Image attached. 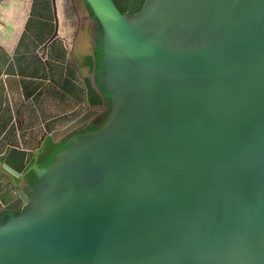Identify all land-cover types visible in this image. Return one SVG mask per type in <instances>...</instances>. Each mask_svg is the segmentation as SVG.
Segmentation results:
<instances>
[{"label": "water", "instance_id": "water-1", "mask_svg": "<svg viewBox=\"0 0 264 264\" xmlns=\"http://www.w3.org/2000/svg\"><path fill=\"white\" fill-rule=\"evenodd\" d=\"M84 2L109 114L0 154V264H264V0Z\"/></svg>", "mask_w": 264, "mask_h": 264}, {"label": "crops", "instance_id": "crops-1", "mask_svg": "<svg viewBox=\"0 0 264 264\" xmlns=\"http://www.w3.org/2000/svg\"><path fill=\"white\" fill-rule=\"evenodd\" d=\"M35 2L41 4L40 11L44 13L50 12V14L51 12L53 13L52 3L50 5V2H47V0H28L26 7L19 10L21 13L18 15V18H14V29L18 36L9 43L5 42L0 44L1 46H5L8 50L12 48H21L23 50L28 44V36L30 37L33 35L27 32L26 26L34 13ZM56 6L59 24L58 37L65 51L62 61L57 58L54 59V57L51 56L54 60L50 65V73L46 77L51 88L49 97L58 90L64 97L62 99L56 98L55 102L57 104L63 106L66 103L74 102L75 105L66 112H30L28 110L29 106L26 104L33 101L34 95L31 94L27 99H19L16 90V88H18L19 91L25 92L22 84L28 81L19 82L15 80L16 83L12 85L11 89L10 84L6 82L8 78H0V154L4 152L9 144L26 149L44 147L47 138L55 140L51 138V134H49L48 131L53 132L59 130L58 132H61V136L67 126L79 121L86 115L90 117L94 116L95 113L99 112L102 108L99 104L103 96L98 87H96L95 80L90 72L91 67L88 63L91 54V43L87 30V25L89 24H87V21L85 22L86 19L81 21L75 17L68 0H56ZM52 17V19H47V21L53 24L54 32V16ZM22 21L23 25L21 26ZM19 26L21 27L19 28ZM46 28L48 29V26H46ZM37 32L38 35L41 33V31ZM52 34L50 36H52ZM30 38L32 40L33 37ZM45 40L46 39L42 37V41H35V44L42 45ZM6 44L11 47L6 46ZM70 66L75 72L73 73V77H69ZM20 96L24 95L21 94ZM18 103H22L23 106L17 105ZM49 109L50 111L53 110V106H50ZM77 111H79V113L75 114ZM32 117H35L38 124H40V129H38L39 134L35 137L27 133L28 131H32V128L23 127L29 123ZM3 184L6 185L9 191L13 189L12 187H8L4 177L0 174V187L3 186ZM1 203L5 204L6 202L3 203L0 201V204Z\"/></svg>", "mask_w": 264, "mask_h": 264}, {"label": "flooded vegetation", "instance_id": "flooded-vegetation-1", "mask_svg": "<svg viewBox=\"0 0 264 264\" xmlns=\"http://www.w3.org/2000/svg\"><path fill=\"white\" fill-rule=\"evenodd\" d=\"M51 1L52 0H47V2H50V5H51ZM114 1L118 5V7L122 9L123 12H127L130 9L131 5L133 4L134 0H114ZM68 2L70 3V6L72 8L73 13L75 14V17L77 19H80L81 21L86 19L85 22L87 21V24H89L87 25V30L89 33V38L91 43L90 57H93V60L95 61L96 46H97L96 43L101 34L98 22L95 19L91 18L92 14L85 6L86 4L84 0H77L76 3L75 0H68ZM76 4L79 5L78 8ZM82 11L85 12L87 15L83 14ZM53 13L51 12V16L54 15ZM50 38L51 36L47 38L42 45L37 47L35 51L26 50L23 52H18V49L16 48L10 51L5 46L0 45L1 47L0 76L2 75L4 76V78L15 79L19 82L43 81L47 85L49 81L46 80V77L50 73L51 70L50 65L52 64V61L56 58L62 61L64 58V51H65L64 46L63 44H61V42L59 46L56 47L53 44L57 40L60 41L58 36L53 38L51 41ZM51 56H53L54 59H52ZM91 75L93 79H95L94 71L91 72ZM101 95L103 96V98L101 99L99 105H102L103 107L99 112H96L95 115L92 117L86 115L85 117L79 120L78 123L79 125L74 126L72 129L68 131H64L58 140L55 139L52 140V142L55 144H61L62 142L65 141L70 142L75 137H81L99 129L100 126L105 121L106 117L108 116L110 109V98L108 94L104 92ZM45 147L46 146L44 145V147L37 148L39 155L35 164H37L38 167L40 168L45 167L49 163V162L44 163L45 157L48 154L47 152L45 156L43 155ZM25 176L26 177H24L25 179L22 182L23 185L27 183V185L28 184L30 185V190H33L36 185V179L33 172H29ZM4 180L8 184V187H12L10 180L8 179H4ZM22 189L23 191L28 192V196H30L29 190H27L25 187H22Z\"/></svg>", "mask_w": 264, "mask_h": 264}, {"label": "rangeland", "instance_id": "rangeland-1", "mask_svg": "<svg viewBox=\"0 0 264 264\" xmlns=\"http://www.w3.org/2000/svg\"><path fill=\"white\" fill-rule=\"evenodd\" d=\"M26 3H28V0H24V1L1 0L0 1V44L5 43V42L9 43V42L13 41L14 39H16V37L18 36L16 31L14 30L15 20H14L12 13H11V9L15 8L17 10H20L21 8L26 7ZM40 8H41V4L36 3L34 5V13L30 17V19L27 23V26H26L27 32L29 34L33 35V36H30L33 38L31 40V38L28 36V38H27L29 41L28 44L24 47L23 50L21 48H19L18 52H23L24 50L35 51L36 48L40 46V44L39 45L35 44V41H42V37L47 39L53 33V24L51 22L47 21V19H52L50 12L44 13V12L40 11ZM82 13L87 15L83 11H82ZM27 15H28V10H27ZM72 18H73V16H72ZM72 21H74V20H72ZM46 26H48V29L46 28ZM37 31H41V33L38 35ZM53 44L55 45V47L59 46L60 41L57 40ZM6 46L11 47L10 45H7V44H6ZM0 49H1V47H0ZM12 49L10 51H12ZM73 73H75V72L72 69V67L70 66L69 77H73L74 76ZM1 77L4 78V76H2V75L0 76V78ZM9 79L10 78H8L6 80V82L8 84H10L11 89H12V85L15 84L16 82H15V79H10V80ZM21 82H23V81H21ZM22 85L24 87L25 92L19 91L18 88H16L17 95H18L19 99L20 98L21 99H23V98L27 99L31 94L34 95L33 101H30L29 103L26 104L27 106H29L28 110L30 112H61V111L66 112V111L72 109L73 106L75 105L74 102L73 103L72 102L66 103L63 106H60L59 104H57L55 102V99L56 98L62 99L64 97V95L62 93H60L58 90H56V92L53 93L55 95L52 94L49 97V95L51 94L50 85L49 84L46 85L45 82H43V81H28L27 83H23ZM21 94H23L24 96H20ZM52 100H53V103H52ZM17 105L23 106L22 103H18ZM50 106H53V110H51V111L49 109ZM56 106H58V107H56ZM76 113H79V111L75 112V114ZM39 125L40 124H38V121H36L35 117H32V119L29 121V123L23 127L32 128V131H28L27 133L29 135H31L32 137H35L39 134V131H38V129H40ZM47 131H48V128H47ZM58 131H53V132L48 131V133L51 134L52 139H57L61 133ZM7 190L8 189L6 188L5 184H3V186L0 187V201H2L3 203L8 202L10 200V198L12 197V194H8Z\"/></svg>", "mask_w": 264, "mask_h": 264}, {"label": "trees", "instance_id": "trees-1", "mask_svg": "<svg viewBox=\"0 0 264 264\" xmlns=\"http://www.w3.org/2000/svg\"><path fill=\"white\" fill-rule=\"evenodd\" d=\"M143 2H144V0H134L133 4L131 5L130 9L127 12L129 14H133V13L138 12L140 10V8L142 7ZM118 8L120 9L121 12H123L120 7H118ZM11 13H12L14 18H18V15L21 12H19V10L15 9V8H13V9H11ZM22 25H23V21L21 23V26ZM21 26H19V28ZM96 44H97V46H96L95 61L93 60V57H90L89 60H88V63L90 65V67H91V72H93V71L95 72V79L94 80H95L96 87H98V89L100 90L101 93H104L105 90L103 89L102 80H101V76H102L103 70H102L101 61H100L101 34H100ZM79 135H80V133H79ZM68 144H69V141L62 142L61 144H55V143L52 142V140L50 138H47V140L45 142V146L46 147H45V150L43 152V155L45 156L47 154V152H48V154L45 157L44 163L50 162L54 158V155L61 148H63L64 146H66Z\"/></svg>", "mask_w": 264, "mask_h": 264}]
</instances>
